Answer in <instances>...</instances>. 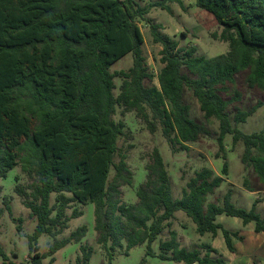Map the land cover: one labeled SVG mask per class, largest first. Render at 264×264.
Returning a JSON list of instances; mask_svg holds the SVG:
<instances>
[{"label": "trees", "instance_id": "1", "mask_svg": "<svg viewBox=\"0 0 264 264\" xmlns=\"http://www.w3.org/2000/svg\"><path fill=\"white\" fill-rule=\"evenodd\" d=\"M168 3L184 6V0L145 6L136 0H0V180L20 163L31 180L29 188L18 183L15 192L36 219L29 238L28 256L33 264H43L45 258L53 264L58 251L85 238L83 226L57 239L69 227L67 210L75 202L94 204L98 243L110 261L113 249L122 247L126 238L128 250L146 244L147 255L162 260L227 264L213 256L217 250L208 244L202 245L204 256L198 249L182 247L174 231L170 239L160 242L159 254L154 251L153 243L171 227L179 211L194 222L201 236L216 237L221 230L232 253L238 232L226 230L217 222L218 216L240 218L244 226L253 222L255 233H264V216L256 211L257 202L250 211L237 208L231 191L222 205L207 202L208 195L224 182L223 176L209 168L196 172L182 198L175 199L158 149L147 167V181L138 187V202L126 205L121 200V187L132 185L133 175L126 154L120 152L119 141L129 134L125 122L113 119L116 107L134 112L151 133L160 126L171 147L187 150L186 144L197 142L206 129L190 117L184 101L186 89L197 99L206 120L219 121L216 156L223 152L222 174L229 175L224 142L232 135L233 146L244 145L242 163L252 167L264 189V127L251 134L237 127L263 104L237 108L232 119L228 107L239 102L241 94L235 90L229 101L221 96L228 92L227 84H235L237 75L246 70L248 87L264 90V0H196V6L211 13L223 27L220 38L230 47L227 53L209 59L196 56L195 47L180 48L160 32L159 24L151 23L153 41L162 45L164 67L158 75L159 86H146L155 76L146 64L137 19L154 7L171 13ZM128 54L132 66L112 73L111 67ZM116 76L122 79L118 96L114 94ZM112 169L115 174L110 179ZM15 180L19 182V177ZM3 203L12 215L7 197ZM80 216L82 212L75 210L71 217ZM42 235L54 239L44 253L38 246ZM80 250L77 262L88 264L92 248L82 245ZM0 257L3 264H16L8 263L1 244Z\"/></svg>", "mask_w": 264, "mask_h": 264}, {"label": "rangeland", "instance_id": "2", "mask_svg": "<svg viewBox=\"0 0 264 264\" xmlns=\"http://www.w3.org/2000/svg\"><path fill=\"white\" fill-rule=\"evenodd\" d=\"M140 5L145 6L161 0H136ZM171 13L159 7L151 9L150 13L144 18H138L137 23L144 37L143 52L149 71L155 76L153 81H146V86L157 85L158 75L164 65L161 63L162 45L154 43L150 25L151 23L161 26L160 32L179 43V47L188 50L196 48V56L213 58L225 54L229 51V43L221 40L223 27H221L214 16L196 6V0H184V6L177 3H168ZM132 55L128 54L111 67L112 73L127 71L132 66ZM188 73L187 70L184 71ZM249 70L239 73L235 84H227L228 92H221L225 100H230L235 90L241 94L239 102L231 103L228 113L233 119L236 109H250L257 102H262V107L255 114L248 118L245 123H240L237 127L246 134L259 132L264 127V90L255 87L249 88L246 82ZM115 96L120 94L122 79L116 76ZM184 101L190 107V117L196 122L203 124L206 134L202 135L195 143H187V150H182L180 145L171 147L163 137L162 129L158 126L155 133H151L146 123L138 118L134 112H124L122 106L116 107L113 119L116 122L123 121L126 124L128 138L119 141L120 152L126 154L127 163L132 172V185L121 187V200L126 205L138 202V187L148 179V165L152 162L155 149H158L164 158L166 167L171 177L173 197L181 199L183 190L187 182L196 175V172L203 168H209L216 175L223 176L224 182L216 191L208 195V203L223 204V198L227 192L232 193V203L241 209L250 211L255 202L256 211L264 216V189L263 185L253 171L252 167H247L242 163L241 157L244 151L242 142L233 146V137L228 135L225 138V151L229 163V175L222 174L225 160L223 152L220 157L218 135L219 121L215 118L206 120L197 99L191 91L185 90ZM235 125V124H234ZM132 146V147H130ZM116 157V162L119 161ZM20 163L15 169L8 173L7 178L0 180V244L8 255V263L33 264L29 259L30 243L29 238L36 227V219L31 216V211L26 208L25 200L15 192V186L19 183L29 188L31 180L28 174L22 169ZM115 172L112 169L110 179ZM19 177V182L15 177ZM252 190V191H251ZM55 194L51 197L52 204L55 202ZM8 198L11 206L10 215L3 198ZM82 212L78 218L71 217L74 211ZM70 217L69 227L57 239L68 237L77 228L85 226L87 233L80 243H71L62 248L55 254L53 264H83L77 262L82 257L80 247L89 245L93 252L88 264H183L173 261L162 260L157 256L147 255V245L140 244L130 250L127 249V239L123 238L122 247L114 248L112 251L113 259L110 261L106 252L98 243V233L95 230V206L94 204L82 205L72 203L67 210ZM22 220L21 222L19 220ZM217 222L222 224L226 230L238 232V237L233 238L235 252L228 250L221 230L216 237L211 234L203 236L196 232V225L182 211L176 213L170 228H166L158 239L153 243L152 248L159 254V244L161 241L170 239L171 232H176L180 245L189 250L198 249L204 256L206 250L203 244H208L217 250L213 256L223 258L227 264H264V233L257 234L254 231L255 224L252 222L246 226L242 219L230 217L225 214L218 216ZM54 239L48 235H42L38 240L39 251L46 252ZM50 258L43 259V264H49ZM0 264L3 259L0 257Z\"/></svg>", "mask_w": 264, "mask_h": 264}]
</instances>
